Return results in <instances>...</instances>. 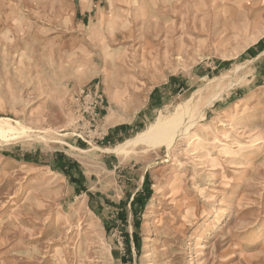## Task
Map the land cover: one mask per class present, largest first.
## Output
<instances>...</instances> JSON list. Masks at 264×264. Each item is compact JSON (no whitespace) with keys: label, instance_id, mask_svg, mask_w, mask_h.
Masks as SVG:
<instances>
[{"label":"rangeland","instance_id":"rangeland-1","mask_svg":"<svg viewBox=\"0 0 264 264\" xmlns=\"http://www.w3.org/2000/svg\"><path fill=\"white\" fill-rule=\"evenodd\" d=\"M0 120V264H264V0H0Z\"/></svg>","mask_w":264,"mask_h":264},{"label":"bare ground","instance_id":"bare-ground-1","mask_svg":"<svg viewBox=\"0 0 264 264\" xmlns=\"http://www.w3.org/2000/svg\"><path fill=\"white\" fill-rule=\"evenodd\" d=\"M219 98L220 95H213L207 102V105H211ZM192 117V109L189 107V102H186L180 105L179 110L171 118H166L163 115H160L145 132L138 135L135 141H127L117 148L120 150L123 149L124 146L136 142H144L150 146H160V144L164 142L172 143L180 134L189 130L193 123ZM24 131L23 127L18 128L17 126L10 124L7 120H0V135L9 136L16 132L20 133ZM251 181H253V179Z\"/></svg>","mask_w":264,"mask_h":264}]
</instances>
